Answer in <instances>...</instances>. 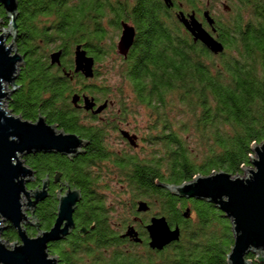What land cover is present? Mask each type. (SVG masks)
Segmentation results:
<instances>
[{"label": "trees", "instance_id": "obj_1", "mask_svg": "<svg viewBox=\"0 0 264 264\" xmlns=\"http://www.w3.org/2000/svg\"><path fill=\"white\" fill-rule=\"evenodd\" d=\"M178 1L198 9L197 0ZM18 2L16 47L25 61L16 81L17 90L8 101L9 110L29 122L43 116L50 125L89 143L81 155L73 158L47 153L24 158L37 176L28 189L42 186L47 177L55 181L61 175V186H53L49 197L35 210L42 230H49L56 221L60 188L70 186L83 193L76 214L81 233L50 245V255L61 264H85L82 255L103 259L104 264H228L234 246L230 220L219 216L221 211L213 205L188 202L161 185H181L217 172L236 177L251 165L253 145L264 142V0H229L230 19L215 25V36L225 46V52L218 56L195 43L177 19L170 20L161 0H134V5L133 0ZM0 19L5 27L9 26L2 7ZM105 20L112 31H120L121 21L131 22L138 29L129 58L123 59L120 70L131 89L133 103L147 109L153 118L149 138L143 142L160 149L144 157L113 153L108 127L94 123L95 119L84 123L70 103V97L80 88L97 100H108L109 92L100 86H73L78 75L70 73L74 65L68 58L76 45H84L97 64L111 49L114 52V46L107 51L103 47L110 38ZM53 40L60 42L57 49H64L65 73L50 65L52 53L44 54ZM99 76L100 71H95V77ZM175 111L189 122L179 121L175 128L170 122ZM190 140L196 144L197 152ZM110 164L113 168L108 173L97 172ZM104 174L113 176L111 180L120 177L128 185L132 204L125 208L116 201V211H125V218L131 219L144 198L150 210L157 209L173 229H181L180 241L166 247L156 258L148 248L131 247L126 251L120 242L121 230L110 224V214L106 212L109 205L97 192ZM82 229L87 230V235ZM3 236L11 242L19 240L11 226ZM255 259V255L247 257L260 264Z\"/></svg>", "mask_w": 264, "mask_h": 264}, {"label": "water", "instance_id": "obj_2", "mask_svg": "<svg viewBox=\"0 0 264 264\" xmlns=\"http://www.w3.org/2000/svg\"><path fill=\"white\" fill-rule=\"evenodd\" d=\"M214 1V0H212ZM167 7L174 5L173 0H163ZM211 0L208 1V5ZM9 20V29L0 30V264H59L57 257L50 255L49 246L66 240L75 230L74 214L83 199V193L77 188L68 186L58 196L56 221L49 230H42L37 221L35 210L41 202L49 197L50 178L42 182V188L28 192V184L35 180V172L26 165L25 157L32 154L47 153L59 154L68 158L81 155L88 146V142L76 134L65 133L57 125H50L43 116L36 122L24 120L9 110L5 103L11 99L17 90L16 81L25 56L21 55L16 47L18 35L17 20L19 18L18 0H0ZM224 11H230L229 5H223ZM203 17L209 31L197 18L195 11L186 15L180 12L178 21L191 35L195 43H201L213 55L218 56L225 52V46L216 34V21L206 10ZM2 20L0 19V24ZM136 29L125 21L122 22V35L117 45V52L127 57L134 45ZM12 38L10 44L9 39ZM62 50L50 55L51 65H60ZM75 74L81 73L86 79L95 77L96 61L88 55L84 45H78L74 53ZM69 75V74H68ZM81 97L74 95L72 102L77 105ZM85 109L101 114L109 106L108 102L100 105L94 98L84 97ZM132 147L138 148V137L127 131H122ZM250 164L253 168H244L247 176L233 177L226 172L213 173L210 176H197L193 181L181 185L161 186L168 189L179 198L197 199L213 204L224 216L230 220L234 235V246L228 255V264H254L247 260L249 255L257 256L255 261L264 264V142L254 144ZM252 154V155H253ZM23 158V160H22ZM61 175L55 177L59 182ZM27 204H23V196ZM35 220V228L39 231L37 237L28 235L26 225ZM139 213L150 211L147 202L138 203ZM185 216L188 217L186 214ZM8 225H5V224ZM13 227L19 240L9 249L7 242L2 238L8 227ZM149 233V246L153 250L162 251L173 243L179 242L181 229L172 228L165 217H153L146 227ZM86 234L87 230L82 229ZM123 237H129L136 243L142 242L138 232L132 226Z\"/></svg>", "mask_w": 264, "mask_h": 264}, {"label": "rangeland", "instance_id": "obj_3", "mask_svg": "<svg viewBox=\"0 0 264 264\" xmlns=\"http://www.w3.org/2000/svg\"><path fill=\"white\" fill-rule=\"evenodd\" d=\"M110 1H114V0H110ZM130 3L132 2V0H129ZM209 0H197V8L195 9L198 12V16L202 17V13L206 10L210 11L211 16L216 20V22H220V23H227L228 20L230 19V16H228V12L224 11L223 9V5L227 4V5H231V3L229 2V0H215L212 1L211 3L207 6V2ZM134 5V0L131 3ZM185 8L187 11H192V9L188 6L185 5ZM170 20L171 19H176L175 15H173L172 13L168 14ZM41 20H43L44 22H48L49 19L42 17ZM202 20V19H201ZM173 22V26L176 28H178V25ZM47 27H49L48 29L51 30L50 24L47 25ZM104 27L107 29V32L109 33V37L105 42H104V49L110 50L112 46H114V52L113 49H111L112 52H110L109 55L105 56L103 61L99 64H96V71L99 70L100 71V76L99 77H94V79H90L87 81H74L73 82V86L76 87V89L80 88L79 85H97L102 87L101 89H104L106 91L109 92L108 99L115 102L112 108H109V111H107L106 114V120L104 122H94L97 124H105L108 127V140H110V145L112 147V152L116 153L117 155H121L122 153H126L129 154L130 156H139V157H144L146 155H150L152 150H159V146H152L151 144H149L148 142H143L144 140L147 141V139L149 138V134L150 131L152 129L153 125V118L149 115L150 112L147 109H142V107L135 105L133 102V96L131 93V89L129 88V86L126 84V82L124 81V79H122L121 77V70L120 68L123 66V59L121 57L118 56L117 52H116V47H117V43L120 39V35L121 32L120 31H112V28L107 26V20L104 21ZM9 29L8 26L5 27L2 23L0 24V30H6ZM209 29V28H208ZM11 39H9L8 44L11 43ZM55 39V38H53ZM54 43L50 44V46H48V49L45 50L44 54H48L50 55L51 53L55 52L60 44V42L58 40H53ZM70 52L72 54H70L71 56L67 57L70 59H73V51L70 50ZM65 56V57H66ZM122 89V90H121ZM121 90V92H120ZM107 92V93H108ZM100 97V96H98ZM104 97H102L101 99H103ZM123 102V104H122ZM5 106H7L8 108V103H5ZM125 107L124 109L126 110H122V107ZM124 111V112H123ZM126 112V113H125ZM124 114H126L125 116H123ZM170 116V122L175 125L176 124L179 125V121L181 122H189L188 120L184 119L181 116H177L176 111L171 113ZM185 120V121H184ZM84 123H89L92 122L90 120H85L83 121ZM93 123V122H92ZM113 125H117L120 126L121 128L127 129V130H131L134 133H136L140 139H139V148L138 150H134L132 148H127L125 147V145L123 144L122 139L119 137V134H116L113 130L112 127ZM195 143L196 140L194 139ZM194 142H192V140H190V146L192 147V149L194 151H196V144ZM195 148V149H194ZM197 152V151H196ZM253 157H255L256 155L253 154ZM23 160V158H22ZM105 168V167H104ZM113 168V165H108L107 169H99V171H97L98 173H108L109 170ZM246 168H253L252 165H250L249 167H244ZM242 170V173L240 174L241 176H247V172H245V170ZM102 170V172H101ZM110 174V173H109ZM113 176H109L108 174H104L103 176H101V178H103V181L100 182L99 184V190L97 191L99 193V195H101V197L104 199L105 203L107 205H110V202L112 201L111 199H114L115 201H120L121 203L124 204V207L126 208L125 205H129L132 204V200H131V195L128 194L127 189H128V185L125 181H122L120 177L115 178L114 180H111L110 178ZM117 179V180H116ZM109 187V188H108ZM32 190H36V189H28L29 191ZM111 190V191H108ZM58 195H60V192H57ZM113 194L114 197L111 198V195ZM109 196V197H106ZM141 200L144 201V198H141ZM140 201V200H139ZM27 199L25 197V195L23 196V204H27ZM24 211L25 213H28L29 215V221L31 222V224L26 225L25 229H27L28 233H36V236H31V237H37V235L39 234V231H37L33 226L35 225V220L31 219V212H28L27 210V206L24 207ZM158 210H152L151 215L158 213ZM159 214V213H158ZM219 216H224V214L221 212L219 213ZM145 217V216H144ZM225 217V216H224ZM226 218V217H225ZM227 219V218H226ZM1 220V218H0ZM228 220V219H227ZM229 221V220H228ZM5 225H8L7 223ZM42 228V227H41ZM2 238L7 242L8 248L9 249H13L12 244L14 242H16V240L14 242L8 241L6 240V238H4V236L2 235ZM137 253H140L137 250ZM140 256H142L141 254H139ZM257 257V256H256ZM156 258V257H153ZM156 260V259H155ZM157 264H165V263H161L160 261H156Z\"/></svg>", "mask_w": 264, "mask_h": 264}, {"label": "flooded vegetation", "instance_id": "obj_4", "mask_svg": "<svg viewBox=\"0 0 264 264\" xmlns=\"http://www.w3.org/2000/svg\"><path fill=\"white\" fill-rule=\"evenodd\" d=\"M162 1V3H163V6L165 7V9H166V11H168L169 13H172L173 15H175V18L177 19V15H178V13H180V12H184L186 15H188V14H190V13H192L193 11H195L196 12V14H197V18L204 24V26H205V28L207 29V30H209V31H212V29L207 25V23H206V21H205V19H204V17H203V13L205 12H203L202 13V17H201V19H200V17L198 16V11L197 10H195V9H192V11H187L186 10V8H185V4H183L182 2H180V1H178V0H173V3H174V5L172 6V7H167L166 5H165V3L163 2V0H161ZM210 1V0H209ZM215 1V0H214ZM208 3V2H207ZM211 3V2H210ZM207 6H208V4H207ZM226 12H230V11H226ZM20 13V12H19ZM20 15V14H19ZM177 21H178V19H177ZM216 21V20H215ZM122 22L123 21H121V23H120V26H121V29H120V32H121V35H122ZM179 22V21H178ZM126 23H128V24H130L131 26H133L135 29H136V38H137V35H138V29L136 28V26L134 25V24H132L131 22H126ZM180 23V22H179ZM180 25L184 28V26L180 23ZM216 25V24H215ZM209 28V29H208ZM121 35H120V37H121ZM136 38H135V42H136ZM120 40V39H119ZM119 42V41H118ZM134 42V43H135ZM117 45H118V43H117ZM78 45H76V47H77ZM86 49V48H85ZM61 50V48H59V49H57L55 52H57V51H60ZM131 50H132V48H131ZM131 50H130V52H129V54H128V56L125 58V57H123V56H121V55H119L118 54V52H117V47H116V52H117V54H118V56L119 57H121L122 59H124V60H127L128 58H129V55H130V53H131ZM86 51L88 52V50L86 49ZM54 53V52H53ZM62 57H61V64L60 65H51V62H50V65L52 66V67H57V68H59V69H62L61 71L63 72V73H65V69L64 68H62V66H63V63H62V61H63V58H64V49H62ZM74 53H75V50H74ZM73 53V65H74V69H73V71H70V73L72 72V74H73V72H74V70H75V62H74V54ZM88 55L89 56H91L90 54H89V52H88ZM91 57H93V56H91ZM96 61V60H95ZM97 64V63H96ZM95 69H96V67H95ZM76 75H78V78H76L74 81H87V80H90V79H86L81 73H79V74H76ZM94 79V78H93ZM75 95H79L80 97H81V99H80V101L78 102V104L77 105H74L73 104V102H72V97L74 96H71L70 98V103H71V105H72V108H73V110L74 111H76L77 112V114H79V116L81 117V120H83V121H85V120H97V121H95V122H98V121H100V122H104L105 120H106V114H107V111H109V108H112L113 107V105H114V103L115 102H113V101H111V100H97L96 99V97L95 96H91V95H89L86 91H83V89L82 88H80L79 89V92H77V93H75ZM85 96H88V97H90V98H94L95 99V101H96V103H97V106L95 107V109H97L100 105H102V104H104L105 102H108L109 103V106L107 107V109L105 110V111H103L101 114H97V115H95L94 113H93V111H87L84 107H85V102H84V97ZM112 127V130L116 133V134H119V137L122 139V141H123V144L125 145V147H127V148H132V149H134V150H138V149H135V148H133L132 146H131V144H130V142L126 139V138H124V136H123V134H122V131H127V132H129L131 135H136L137 137H138V140L140 139V137L136 134V133H134L133 131H129V130H127V129H124V128H121L120 126H117V125H113V126H111ZM139 142V141H138ZM33 155V154H32ZM25 160V159H24ZM34 171V170H33ZM35 172V171H34ZM36 178H37V176H36V172H35V180L33 181V182H31V183H29L28 184V187H29V185H31V184H33V183H35L36 182ZM110 178V177H109ZM50 181H51V183H50V187H49V193H50V190L53 188V186H55V185H58V186H61L60 185V180H59V182H55L53 179H50ZM37 188H42V186H41V184H39V186H35L34 188H31V189H37ZM66 191V190H64V189H62V188H60V190L58 191V192H61V191ZM108 191H111V190H108ZM109 196H111V198H113L114 197V195L113 194H111V195H109ZM109 196H106V197H109ZM181 199H186L188 202H192V201H194V200H196V201H200V200H197V199H187V198H181ZM104 200V199H103ZM112 201L110 202V205L108 206V207H106V212L107 213H109L110 214V224H111V226H113L114 228H116L117 230H121V234L119 235V237H120V242H121V245H122V247H124L125 248V250L126 251H129V248H131V247H133V248H136V249H143V248H148L150 251H149V253L150 254H152V255H154L155 257H158V256H160V255H162L161 253H162V251H158V250H153V249H151V248H149L150 246H149V242H150V240H149V234H148V232H147V230H146V227L151 223V219L153 218V217H160L161 215H159L158 213H155V214H152V215H149V213L151 212V210L149 211V212H146V213H135L136 215L134 216V217H132L131 219H129V218H125V215L124 214H126V212L125 211H116L115 210V204L117 203L114 199H111ZM119 202V201H118ZM200 202H203V203H207V202H205V201H200ZM207 204H210V203H207ZM211 205H213V204H211ZM214 206V205H213ZM78 207H79V205H78ZM215 207V206H214ZM216 208V207H215ZM78 209V208H77ZM191 211H192V208L190 207L189 208ZM116 212H118L119 214H117ZM76 214H77V210H76V212H75V214H74V220H75V230L73 231V233H72V235L74 236L77 232L78 233H81L80 232V229L78 228V222H77V220H76ZM149 215V216H148ZM145 216V217H144ZM117 218H119L118 219V221H117ZM185 218V217H184ZM186 219H189V216L187 217L186 216ZM175 225V224H174ZM134 227L135 228V230L138 232V234H139V236H140V238L142 239V242H140V243H136L135 241H133L131 238H125V237H122L123 236V234H125L126 232H127V230L130 228V227ZM112 228V227H111ZM87 235V234H86ZM52 246H56L57 245V243L56 244H51ZM165 250V249H164ZM163 250V251H164ZM53 257H55V256H53ZM84 260H85V264H104V260L102 259H94L93 257H88V256H86V255H82L81 256ZM58 261H59V264H61V262H60V260L58 259ZM161 263H164V261H161ZM152 264V263H151Z\"/></svg>", "mask_w": 264, "mask_h": 264}]
</instances>
